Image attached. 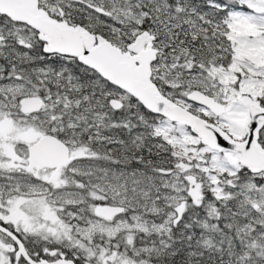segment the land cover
<instances>
[{
	"label": "snow or ice",
	"instance_id": "obj_1",
	"mask_svg": "<svg viewBox=\"0 0 264 264\" xmlns=\"http://www.w3.org/2000/svg\"><path fill=\"white\" fill-rule=\"evenodd\" d=\"M0 264H264V0H0Z\"/></svg>",
	"mask_w": 264,
	"mask_h": 264
}]
</instances>
